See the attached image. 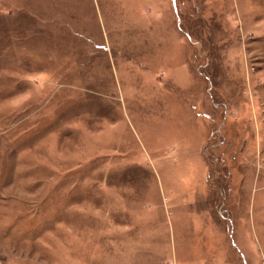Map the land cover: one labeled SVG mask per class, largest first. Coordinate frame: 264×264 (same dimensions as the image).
Segmentation results:
<instances>
[{
    "label": "rangeland",
    "instance_id": "1",
    "mask_svg": "<svg viewBox=\"0 0 264 264\" xmlns=\"http://www.w3.org/2000/svg\"><path fill=\"white\" fill-rule=\"evenodd\" d=\"M0 264H264V0H0Z\"/></svg>",
    "mask_w": 264,
    "mask_h": 264
}]
</instances>
